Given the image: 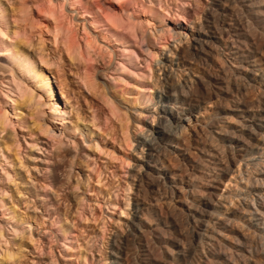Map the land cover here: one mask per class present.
Masks as SVG:
<instances>
[{
	"label": "rangeland",
	"instance_id": "1",
	"mask_svg": "<svg viewBox=\"0 0 264 264\" xmlns=\"http://www.w3.org/2000/svg\"><path fill=\"white\" fill-rule=\"evenodd\" d=\"M57 1L52 0L55 6ZM68 1L60 0L65 13L53 7L56 11L51 17L46 10L52 7L48 5L51 0H1L8 13L6 32L9 37H5L6 41H17L21 47L24 45L34 52L42 43L56 64L48 68L52 72L49 74L55 82L58 101L64 110L73 106L67 110H71L69 115L64 116L67 121L56 126L50 119L51 103L47 94L36 90L44 98L40 106L44 105L41 109L45 111L39 114L38 122L50 133L33 134L28 130L31 128L20 127L17 118L12 116V109L1 103L0 95V112L7 109L17 123L15 129L8 127L6 135L1 136L20 141L21 170L26 181L11 184L9 198L12 203L5 199L6 207L14 206L25 219L21 222L14 216L13 219L18 221L10 222V227L18 224L19 233L25 225L30 227L24 231L26 234H19L18 239L8 234L10 228L6 229L7 233H1L0 245L15 254L16 264H111L113 251L119 252L124 264H179L178 252L195 247V226L188 206L195 205V196L199 194L210 197L208 192H219L225 182L224 177L214 181L197 172V166L203 162L199 149L208 144L212 134L204 119H191L185 124L187 130L182 131L187 142L181 148L187 149V154L183 156L181 151L163 155L166 166L176 174L172 180L174 191L157 179L155 173H144L146 168L141 163L138 143L133 140L150 130L151 120L144 112L153 104L152 98L145 95L148 91L144 84L149 69L157 75L156 63L163 60V52L167 54L173 49L178 39V49L192 43L193 36L202 27L217 25L219 16L209 12L211 0H150L151 3L144 0V4L141 0ZM76 1L79 4H75ZM67 3H70L69 7ZM60 12L65 17L61 18ZM244 19L247 30L264 54L261 29ZM0 25L5 30L1 22ZM84 32L91 38H86ZM85 38L90 41L88 47ZM66 44L71 47L70 57L64 48ZM36 62L41 64L37 58ZM13 68L10 55H0V71L8 72ZM29 84L36 89L34 83ZM61 84L65 88L64 94L59 91ZM262 93L256 84H252L236 96L241 101L255 104ZM206 113L202 116L206 117L210 112ZM28 120L27 126H31L33 119ZM228 120L231 125L240 122L235 115ZM242 140L249 142L246 136H242ZM234 150L236 155L241 152ZM223 155L222 152L220 159L225 162L227 157ZM193 176L196 185L200 186L196 192L194 189L195 195L188 184ZM139 202L144 205L145 224L141 233L134 234L128 224L134 204ZM4 215L11 217V210H5ZM25 215L36 219H26ZM4 221L7 219H2L3 224ZM246 224L239 220L234 225L238 234L247 238L239 235L241 243L244 241L252 250L256 246L259 249L262 240H258L260 237L253 230L245 228ZM225 236L227 250L237 260L236 264H254L246 257L248 254H237L239 248L236 247L241 243L236 240V235L228 232Z\"/></svg>",
	"mask_w": 264,
	"mask_h": 264
},
{
	"label": "bare ground",
	"instance_id": "2",
	"mask_svg": "<svg viewBox=\"0 0 264 264\" xmlns=\"http://www.w3.org/2000/svg\"><path fill=\"white\" fill-rule=\"evenodd\" d=\"M54 2L52 0L49 2L48 5H51L52 9L49 11L50 8H46L47 14L51 17L53 13L55 14L56 10L53 7L65 13L64 4L59 0L55 6ZM144 2L141 0L142 4ZM147 2L151 3L150 0ZM75 4H79L78 1ZM208 10L213 15L217 13L219 16L217 25L208 24V26L202 27L193 36L192 43L181 46L180 49L176 46L180 42L178 39L173 45V49H169L167 54L163 52V60L156 63L157 75H154L152 69L148 68L149 72L145 78L147 83L144 84L148 92L145 95L152 98L153 104L145 108L144 112L151 120L149 122L150 130L132 140L138 143L137 149L141 154V163L146 168L144 173L147 174L149 171L155 173L157 179H160L162 183H167L173 190L172 180L174 181L176 174L166 166L163 155L166 153L175 155L182 151L181 155L184 156L187 149L181 148V145H186L187 142L182 134L186 128L185 124H189L191 119L196 121L204 119V124L212 136L208 144L199 149L203 162H201L202 164L198 163L197 172L214 181L224 177L225 182L223 189H220L219 192H208L207 196L210 197L199 194V196H195V205L188 206L189 216L195 226V231H193L195 247L192 250L179 251L176 259L182 262L179 264H236L237 260L228 252L229 247L224 239L225 235L230 232L236 235L238 237L236 240L241 243L239 235L243 237L245 235L238 234L239 231L234 225L236 221L242 220L247 223L245 228L253 230L260 237L258 240H262V243L259 241L261 244L258 242L261 249L256 246L255 250L253 247L252 250L250 245H245L243 241V244L237 245L236 248L239 249L236 252L237 254H248L246 257H249L254 264H264V54L244 22V18L250 20L261 29L264 35V0H211ZM7 14V8L0 0V22L4 28L6 27L5 30L0 28V55H10L14 65V68L8 72L0 71V95L3 98V102H0L3 106H9L12 109L14 112L12 116L17 118L16 122L20 127L25 130L31 128L28 130H31L30 132L33 134L50 133V130L43 128L38 122L39 114H44L45 111L41 109L44 105L40 106L44 98L40 93H36V90L45 91L47 94L51 103L49 106L50 119L56 126L67 121L64 116L69 115L71 110L70 112L67 110L72 109L73 105L64 110L58 101L54 87L55 82L51 80L49 74H52L49 69L52 67L51 65L55 66L56 64L47 55L42 43H39L38 49L34 52L24 45L21 47L17 41L12 42L11 40L10 43L7 42L8 40L6 41L5 37L7 35L9 37V33L6 32L9 28ZM63 14H61V18L65 17ZM66 16L68 17L67 14ZM129 28L131 27L129 26ZM85 30L86 26L83 24V31ZM84 33L86 38H91L88 33ZM57 38L54 39L58 41ZM88 42H90L89 39L86 42V47L89 45ZM64 48L70 57L72 53L69 44H66ZM174 50H178V52H174ZM36 58L41 64L36 62ZM226 72H229V77ZM57 74L60 80V74L58 72ZM29 83H34L36 89L32 88ZM252 84H256L263 91L258 97L257 103L241 101L240 97L237 99L236 95L244 93L248 87H252ZM85 87L87 88V84ZM59 91L62 94L65 93L63 85ZM194 112L199 114V117ZM203 112L210 113L203 117ZM231 115L240 118L238 125L229 123L228 119L231 118ZM28 118L33 119L31 126H27ZM16 122L10 117V111L7 109L0 112V209L3 216L0 219L1 239L3 238L1 233L6 232V229L8 231V228L11 229L8 234H13L15 239L19 234L30 230V227L23 223L26 230H21L20 233L18 224H14L11 228L10 222L18 221L13 219L14 216L18 217L21 222H25L23 221L25 219L22 213L15 210L14 206L13 208L6 207V200L12 203L9 198L12 191L11 184H16L18 180L22 184L26 183L21 170L23 154L20 152V141L8 139V136H1L2 134L6 135L8 127L15 129ZM32 133L30 134L32 135ZM242 136H246L249 142L245 143ZM215 141H218V144ZM234 149H239L241 152L236 155ZM222 152L224 153L223 157L225 155L227 157V164L224 159L225 162L220 159ZM89 180L90 175L87 176V182ZM168 180H171V183ZM196 182L195 176L188 180V184L190 183L193 189L192 194L200 187L196 185ZM128 187L130 188V186ZM109 195L110 192L107 193L108 197ZM105 203L108 206L112 204ZM143 206L140 202L134 204L128 224L131 233L139 234L144 228ZM8 209L11 210L12 216L6 218L4 212ZM25 210L27 211V208ZM25 216L26 219H36V217ZM2 219H7V221H4L3 224ZM7 242L6 238V246ZM111 256V264H124L119 252L113 251ZM15 259L13 252L3 249L0 245V264H16L17 259ZM192 259L195 262L192 263Z\"/></svg>",
	"mask_w": 264,
	"mask_h": 264
}]
</instances>
